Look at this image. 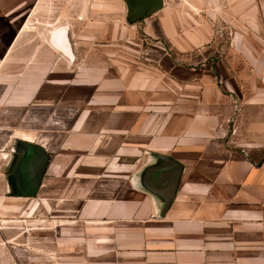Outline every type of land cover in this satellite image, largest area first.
Here are the masks:
<instances>
[{"label":"crops","instance_id":"0c3cea01","mask_svg":"<svg viewBox=\"0 0 264 264\" xmlns=\"http://www.w3.org/2000/svg\"><path fill=\"white\" fill-rule=\"evenodd\" d=\"M249 1L221 20L264 49V0ZM185 3L193 10L226 4ZM168 11L141 21L156 50L103 79L92 93L97 115L83 117L75 140L52 155L62 175L76 172L81 196L74 209L32 221L44 226L29 230V242L49 264L53 255L59 264H264V50H213L220 20L192 17L183 33ZM149 153L182 167L162 217L159 200L135 183ZM51 202L64 201L48 199L50 211Z\"/></svg>","mask_w":264,"mask_h":264},{"label":"rangeland","instance_id":"374dc122","mask_svg":"<svg viewBox=\"0 0 264 264\" xmlns=\"http://www.w3.org/2000/svg\"><path fill=\"white\" fill-rule=\"evenodd\" d=\"M34 1L0 0V264H49L43 253L33 251L31 239L29 242L28 233L34 232L29 230L44 226L32 221H43L51 212L57 216L53 212L62 207L74 209L72 200L81 196V181L66 178L64 172L63 178L45 177L43 185L51 178L55 186L41 188L35 198H6L4 178L13 147L25 141L43 146L52 155L61 153L65 142L75 140L78 122L87 115H97L93 90L98 93L103 79L133 65L131 60L142 57L141 51H154L158 46L142 32L141 22L132 26L125 22L122 0H41L43 5L31 9ZM235 1L222 0L225 6L213 5L212 10L211 5L206 10H193L187 0H165L168 15L184 24L183 33L190 29L187 22L192 17L220 20L221 25L213 28L217 37L211 43L213 50L261 52L263 44L257 37L221 20L235 18L241 0ZM245 2L248 0H242ZM178 3L186 7L178 9ZM65 29L69 30L73 58L54 45L56 35ZM259 39L264 41L263 34ZM161 43L169 51L168 44ZM57 173L62 175V170ZM66 182L73 186L70 193L61 188ZM51 189L62 192L52 194ZM50 197L64 202L58 207L51 202L50 211L45 205ZM52 258L51 264H59L60 258Z\"/></svg>","mask_w":264,"mask_h":264},{"label":"water","instance_id":"95a60500","mask_svg":"<svg viewBox=\"0 0 264 264\" xmlns=\"http://www.w3.org/2000/svg\"><path fill=\"white\" fill-rule=\"evenodd\" d=\"M122 2L125 8L124 20L130 26L143 21L166 6L165 0H122ZM58 44L66 55L73 58L74 52L68 29H65L59 36ZM20 144L30 149L33 154V160L29 159L31 162L25 169L26 175L30 176V189L23 194L24 197L33 198L44 176L48 156L42 146H35L24 141H21ZM148 156L151 160L138 172L135 183L139 189L159 200V217H162L173 202L182 167L165 156L153 153H149ZM16 178L19 184L18 176Z\"/></svg>","mask_w":264,"mask_h":264},{"label":"flooded vegetation","instance_id":"af4514ba","mask_svg":"<svg viewBox=\"0 0 264 264\" xmlns=\"http://www.w3.org/2000/svg\"><path fill=\"white\" fill-rule=\"evenodd\" d=\"M25 142V141H24ZM35 146H41L38 144H34L32 142H26ZM43 148V146H42ZM45 153L48 156V160H47V166L45 169V173L44 176L42 178L41 184L35 194V196L33 198H35L38 193L39 190L41 188H46V187H50V185H43V181L46 179L45 177L47 176H51V177H55V178H63V175H58V165H56L54 163L53 160V156H52V152L46 148H43ZM48 154H50L51 156H49ZM32 152L30 149L25 148V146H23L22 144H19L17 146H14L12 151H11V155L8 156L9 163L7 165V173L6 176L4 178V182H5V190H6V198H27L24 197L23 194L26 193L27 190L30 189L29 186V181H30V176L29 174L26 175L25 169L27 164H30V162L33 160L32 159ZM59 155V154H57ZM31 159V161L29 160ZM11 164V165H10ZM75 171H73V176L72 179H75L77 176L75 175ZM18 176V180L20 181L19 184L17 183V177ZM63 176V177H62ZM68 178V177H66ZM51 179V178H50ZM47 182H50L49 179L46 180ZM70 185V183H68ZM72 188L73 186L70 185ZM62 190H70L69 186H62L61 187ZM62 190H58L57 192H62ZM56 191V190H55ZM65 191V192H66ZM51 192V190L49 191ZM67 193V192H66ZM32 199V198H31Z\"/></svg>","mask_w":264,"mask_h":264},{"label":"bare ground","instance_id":"6f19581e","mask_svg":"<svg viewBox=\"0 0 264 264\" xmlns=\"http://www.w3.org/2000/svg\"><path fill=\"white\" fill-rule=\"evenodd\" d=\"M61 34H62V32L60 33V36H61ZM58 40H59V37H58V35H56V39H54L53 41H54V45H55V47L58 49V50H60V51H62L63 53H64V50L59 46V44H58ZM68 56V55H67ZM71 56V55H70ZM70 58V57H69Z\"/></svg>","mask_w":264,"mask_h":264},{"label":"built area","instance_id":"2783aa9c","mask_svg":"<svg viewBox=\"0 0 264 264\" xmlns=\"http://www.w3.org/2000/svg\"><path fill=\"white\" fill-rule=\"evenodd\" d=\"M2 233V221L0 220V235Z\"/></svg>","mask_w":264,"mask_h":264}]
</instances>
